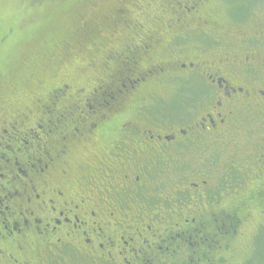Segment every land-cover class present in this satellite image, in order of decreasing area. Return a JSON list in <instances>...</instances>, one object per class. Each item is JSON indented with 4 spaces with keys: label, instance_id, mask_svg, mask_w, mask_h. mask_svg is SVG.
I'll return each mask as SVG.
<instances>
[{
    "label": "flooded vegetation",
    "instance_id": "flooded-vegetation-1",
    "mask_svg": "<svg viewBox=\"0 0 264 264\" xmlns=\"http://www.w3.org/2000/svg\"><path fill=\"white\" fill-rule=\"evenodd\" d=\"M206 2L172 0L155 17V0L127 1L129 40L100 46L105 74L87 95L65 105L67 85L32 94L0 121V264H221L239 253L254 218L237 204H262L264 221V9L203 17ZM176 85L195 87L196 104ZM164 91L199 114L160 124ZM37 122L52 140L16 131ZM73 141L92 155L78 180L65 163Z\"/></svg>",
    "mask_w": 264,
    "mask_h": 264
},
{
    "label": "rangeland",
    "instance_id": "rangeland-1",
    "mask_svg": "<svg viewBox=\"0 0 264 264\" xmlns=\"http://www.w3.org/2000/svg\"><path fill=\"white\" fill-rule=\"evenodd\" d=\"M127 1L0 0V102H3L0 105V121H9L23 114L22 107L29 104L32 94L46 98L56 87L67 85L70 97L65 105L75 99L74 94L78 90L87 95L104 73L100 46L104 45L109 50L125 46L129 40L125 31L129 29H124L121 22V10H124ZM139 1L143 4L149 2ZM171 3L172 0H155V9L151 11H155V17H158L159 13H163V5L168 11L167 6ZM235 5L240 11L264 9V4L252 0H207L201 6V15L205 17L213 11L216 16H231ZM161 29L162 26L155 23V30ZM207 47L209 52L214 50L210 42ZM199 87L204 90L201 85ZM176 89L189 94L182 99H190L196 104L198 96L195 95V87L188 90V87L176 85ZM162 94L158 112L160 124L179 123L183 117L194 119L199 114L189 113L192 107L187 104L172 106L170 102L172 98H178L175 97L177 93L165 96L167 92L164 91ZM0 127L9 128L5 124H0ZM97 145H102L100 140ZM70 147L65 159L66 170L78 180L92 160L90 145L85 141H73ZM96 152L98 154V149ZM256 189H263V186H256ZM262 206L259 203L249 210V206L237 204L242 210L253 213L251 216L254 219L251 223L246 222L243 228L254 227L244 233L246 249L241 251L236 247L239 253L233 255V259H227L229 264H264V232L259 230Z\"/></svg>",
    "mask_w": 264,
    "mask_h": 264
},
{
    "label": "snow or ice",
    "instance_id": "snow-or-ice-1",
    "mask_svg": "<svg viewBox=\"0 0 264 264\" xmlns=\"http://www.w3.org/2000/svg\"><path fill=\"white\" fill-rule=\"evenodd\" d=\"M143 70L145 69H141V71ZM4 131H5V127H0V133H3ZM16 131L26 134L25 139H30L34 134L36 137V143L44 142V136H48L49 140H52L55 136L54 133L53 134L47 133L43 129L42 125H39V122L31 123L29 128H22L20 126H16ZM41 133H43V135H41ZM56 138L58 139V137ZM6 181H7V175L6 174L0 175V217H3L4 220L7 219V216L4 212V208L7 206L5 197L8 196V187H9ZM9 211H11V209H9ZM242 223H243V219H242ZM261 223H264V221H261ZM253 227L254 226L250 225L247 228H242L241 235L239 237V240L237 241V248H239L241 251L245 250L247 246V240L245 239L244 233L252 230ZM6 239H7V232L5 231L4 223L0 221V259L3 258V253L5 251L4 240ZM197 255L199 254L197 253ZM221 255L223 256L224 254L221 253ZM16 260L18 264L19 258L17 257ZM221 264H229L226 257L221 262Z\"/></svg>",
    "mask_w": 264,
    "mask_h": 264
}]
</instances>
